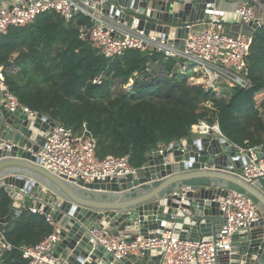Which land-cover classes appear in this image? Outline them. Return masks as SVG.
Masks as SVG:
<instances>
[{
	"label": "trees",
	"instance_id": "16d2710c",
	"mask_svg": "<svg viewBox=\"0 0 264 264\" xmlns=\"http://www.w3.org/2000/svg\"><path fill=\"white\" fill-rule=\"evenodd\" d=\"M89 22L82 14L68 22L48 11L30 25L0 34V64L22 105L78 130L87 123L97 138L99 158L128 155L135 168L160 145L190 139L200 120L217 121L227 140L241 148L264 144V27L251 33L250 86L206 90L190 83L189 73L178 70L177 59L161 53L131 49L119 57H105L80 37V28ZM155 63L164 65L165 74L149 78V67ZM98 76L103 78L100 84L94 82ZM116 79L121 83L118 92L113 89ZM130 79L134 83L127 91L124 86ZM0 198L4 218L13 199L4 189ZM0 229L18 247L5 253L0 264H27L19 248L37 244L54 228L44 214L25 209Z\"/></svg>",
	"mask_w": 264,
	"mask_h": 264
},
{
	"label": "water",
	"instance_id": "95a60500",
	"mask_svg": "<svg viewBox=\"0 0 264 264\" xmlns=\"http://www.w3.org/2000/svg\"><path fill=\"white\" fill-rule=\"evenodd\" d=\"M9 1L0 0V5ZM101 1L104 12L145 29L148 34L171 40L187 36L188 29L180 24L204 17L202 0ZM0 101L4 103L5 96L0 94ZM0 115V191L4 189L13 199L10 213L0 218V224H8L32 205L47 213L53 211L62 226L56 255L68 256L72 264H135L129 258L114 260L102 245L94 247L89 231L96 224L126 232L128 240L137 234L145 238L158 236L166 230H173L181 239L199 240L215 235L224 221L218 200L226 196L227 189L198 183L191 185L185 198L162 197L170 187L179 189L188 181L220 180L233 185L253 196L264 213V178L253 185L238 175L248 158L242 156L239 146L225 138L184 139L170 143L164 153L151 150L147 162L135 173L113 180L96 179L86 184L92 189L84 191L37 163L34 152L46 144V136L54 125L51 117L40 113L33 117L22 108L12 112L4 104L0 105ZM8 141L16 144L11 149L1 145ZM213 164L216 170L211 168ZM156 182L159 183L152 189H146ZM94 194H100L99 198ZM255 244L259 245L253 250ZM150 256L152 259L138 264H160L158 250L152 249ZM263 256L264 215L250 229L233 235V247L220 251L216 264H264V260L258 261Z\"/></svg>",
	"mask_w": 264,
	"mask_h": 264
},
{
	"label": "built area",
	"instance_id": "2783aa9c",
	"mask_svg": "<svg viewBox=\"0 0 264 264\" xmlns=\"http://www.w3.org/2000/svg\"><path fill=\"white\" fill-rule=\"evenodd\" d=\"M103 2L10 0L0 5V34H7L11 27L30 25L39 15L48 11L60 13L68 22L82 14L88 17L90 22L80 28V37L89 40L107 58L122 56L131 49L151 50L163 54L166 58L183 60L185 64H191L188 72L190 83L202 85L206 90L250 86L247 56L251 48V33L264 27V0H246L235 8L234 14L239 21L250 28V32L237 33L223 31L227 11L219 6L218 0H202L205 4L204 17L194 22L180 24L182 28L188 29V34L185 38L175 36L172 40L169 37L148 34L145 29L129 25L104 12ZM102 80V76H98L94 82L100 84ZM133 83L134 80L130 79L127 86L132 88ZM0 94L5 96V102L0 101V105L4 104L9 111L14 112L22 108L27 115L33 117L39 115L37 111L22 105L17 96L10 91L5 67L2 64ZM53 121L54 125H51L46 136V144L34 152V155L38 158V164L72 186L84 191L91 190L92 188L86 186L87 183H93L96 179L113 180L119 176L133 174L138 169L132 166L128 155H108L99 158L97 138L87 123L78 130L54 119ZM192 131L198 138L227 139L217 121L209 123L200 120L193 126ZM15 144L14 141H8L2 142L1 145L11 149ZM180 147H183L182 143ZM166 148L167 145L163 144L158 150L164 153ZM241 153L248 160L244 162L238 175L255 185L258 179L264 178V144L248 149L241 148ZM211 168L217 169L215 164ZM190 189L191 186L186 188L181 197L185 198ZM226 189V196L218 200L224 221L217 233L211 237L206 236L199 240L181 239L173 230H166L158 236L145 238L137 234L128 240L125 238L126 232L96 224L89 231V240L94 247L102 245L112 254L114 260L129 258L135 264L152 259L150 256L152 249L158 250V254L161 255L160 264H216L218 253L233 247V235L240 230L250 229L252 224L259 222L264 215L262 207L253 196L237 188ZM25 209L32 213L44 214L54 228L51 234L37 244L23 245L19 248L27 264H72L68 256L56 255L62 226L53 217V211L47 213L44 208L37 205ZM25 209L21 210L20 214ZM16 248L18 247L7 238L5 230L0 229V258Z\"/></svg>",
	"mask_w": 264,
	"mask_h": 264
},
{
	"label": "rangeland",
	"instance_id": "374dc122",
	"mask_svg": "<svg viewBox=\"0 0 264 264\" xmlns=\"http://www.w3.org/2000/svg\"><path fill=\"white\" fill-rule=\"evenodd\" d=\"M224 32H228V31H225L223 29ZM191 64H185L183 60L179 61L178 60V70H180V72H190L189 70V66ZM165 74V69H164V65L163 64H159V63H155V64H152L150 65L149 67V75L148 77L150 78H159V77H162L164 76ZM124 88L127 90V91H130L132 88H130V86H127L125 85ZM114 89V92H118L120 89H121V83H120V79H116V84L114 85L113 87ZM262 114L264 116V109L262 110ZM195 139H198V135L196 134H192L191 135V138L190 140H195ZM165 152V151H164ZM199 184L198 185H204L205 187H230V188H236L235 186L233 185H229L223 181H220V180H198L197 181ZM159 182H156V183H153L149 186H146V189H152V186H156ZM189 186H191L189 183H182L181 186L179 187V189L177 188H174L173 186L170 187L168 190H166L163 194H162V197L164 196H168V197H171V196H174V195H177L180 197L182 196L183 193H185L186 191V188H188ZM78 190H82V189H79L77 188ZM88 192V191H87ZM3 198H0V204H3ZM264 257V256H263ZM264 258L262 259H259L258 261H263Z\"/></svg>",
	"mask_w": 264,
	"mask_h": 264
},
{
	"label": "crops",
	"instance_id": "0c3cea01",
	"mask_svg": "<svg viewBox=\"0 0 264 264\" xmlns=\"http://www.w3.org/2000/svg\"><path fill=\"white\" fill-rule=\"evenodd\" d=\"M246 0H218V4L221 8L227 11L224 17V30L237 33L239 31L250 32V28L239 21L238 17L234 14L235 8ZM100 194L94 196H99ZM12 221V220H11Z\"/></svg>",
	"mask_w": 264,
	"mask_h": 264
},
{
	"label": "bare ground",
	"instance_id": "6f19581e",
	"mask_svg": "<svg viewBox=\"0 0 264 264\" xmlns=\"http://www.w3.org/2000/svg\"><path fill=\"white\" fill-rule=\"evenodd\" d=\"M258 245L259 244H255L253 247H252V249L254 250V249H257L258 248Z\"/></svg>",
	"mask_w": 264,
	"mask_h": 264
},
{
	"label": "flooded vegetation",
	"instance_id": "af4514ba",
	"mask_svg": "<svg viewBox=\"0 0 264 264\" xmlns=\"http://www.w3.org/2000/svg\"><path fill=\"white\" fill-rule=\"evenodd\" d=\"M96 198H99V196H95Z\"/></svg>",
	"mask_w": 264,
	"mask_h": 264
}]
</instances>
